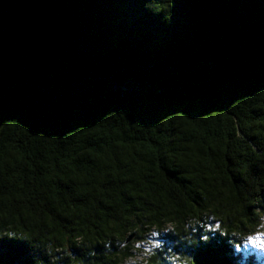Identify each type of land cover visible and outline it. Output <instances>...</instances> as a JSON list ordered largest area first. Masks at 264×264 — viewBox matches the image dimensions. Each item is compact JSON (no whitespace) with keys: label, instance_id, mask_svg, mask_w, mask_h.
I'll list each match as a JSON object with an SVG mask.
<instances>
[{"label":"trees","instance_id":"16d2710c","mask_svg":"<svg viewBox=\"0 0 264 264\" xmlns=\"http://www.w3.org/2000/svg\"><path fill=\"white\" fill-rule=\"evenodd\" d=\"M146 3L0 0V264H33L8 235L27 231L26 218L73 223L37 193L45 178L58 201L69 189L49 165L98 174L104 149L116 165L104 166L96 222L82 221L97 237L89 264H126L151 231L162 248L147 264H170L167 244L184 249L190 217L207 237L188 249L197 264L255 262L240 240L264 218V0H173L172 18L170 0H158L170 24ZM128 149L123 164L117 150ZM117 185L130 186L119 202L108 192ZM86 207L87 195L72 205Z\"/></svg>","mask_w":264,"mask_h":264},{"label":"clouds","instance_id":"9594fccd","mask_svg":"<svg viewBox=\"0 0 264 264\" xmlns=\"http://www.w3.org/2000/svg\"><path fill=\"white\" fill-rule=\"evenodd\" d=\"M170 2L172 6V18L173 0H170ZM157 3L158 0H147L145 8L154 15H161V12L157 8ZM161 20L164 23H171V19H168L165 14L161 15ZM73 147L75 148L76 145H73ZM101 147L103 148V145H101ZM104 151L107 153L108 159L101 157V159L96 161L99 167L98 174L96 168L93 167H85L81 172H77L76 169L71 167V164L67 160L61 164L63 175L49 165L52 181L59 179L63 184L69 185L68 191L61 192L59 201L56 198V193L49 191L51 184L48 183L47 179L38 180L36 185L37 193L51 201L49 208L53 215L69 217L73 223L71 225H65L63 228L57 227L56 229H52L51 221L47 213H45L43 224H41L38 219L26 218V223L28 225L27 231L21 230L19 233H8L9 236H17V240L25 242L28 245L33 253V264H89L88 258L96 256L97 253L92 248V245L96 243L97 240L96 234L93 232L89 235V231L82 221L87 216L88 218H92L94 223L96 222L95 214L98 212L97 199H103V192L100 191L99 185L105 183L108 179L105 175L104 166L109 162H111L113 168L116 165V161L111 159V153L108 152V149H104ZM130 154L131 149H128L127 154L117 150V156L123 164H128V155ZM78 155H83V153L78 152ZM132 159H135V157H132ZM65 165L68 166L65 167ZM131 167L132 165H129V168ZM85 181L91 182L90 186H85ZM120 191L128 192L130 191V186L117 185L116 188L108 189V192L114 196L117 202H119ZM84 195H87V207L73 210V203ZM5 199L7 201V196ZM101 215L103 214L101 213ZM77 217H79V219H77ZM125 219L131 220L132 217H125ZM162 222L164 224V227L161 229L163 233L166 234L173 231L167 218H162ZM197 223H199V221L196 218L190 217L184 225L186 232L189 227H191L192 231L181 237L182 240L186 241L183 249L186 255L178 264H197L194 252H189L188 249L199 248L200 244L207 239V237L196 236V228L194 225ZM109 224L111 227H115L111 222H109ZM144 226L150 228L157 227L155 223L152 225L145 224ZM82 228L84 229L83 232L81 231ZM137 230L138 228L131 229V231ZM105 231H107V229H105ZM159 235H161V232H150V236L153 238ZM197 241H199V243ZM101 242L104 243L105 248H108V241L106 238H101ZM143 243L144 241L135 243L133 251L140 249ZM148 243L151 244V248H143L142 253L137 252L136 258H129L126 264H147L145 257L154 255L153 250L160 248L162 241L159 239H152L149 240ZM120 246L123 248L124 244ZM71 248L87 249V251L83 254V258H78V255L70 250Z\"/></svg>","mask_w":264,"mask_h":264},{"label":"rangeland","instance_id":"374dc122","mask_svg":"<svg viewBox=\"0 0 264 264\" xmlns=\"http://www.w3.org/2000/svg\"><path fill=\"white\" fill-rule=\"evenodd\" d=\"M206 227L214 229L216 225L212 221L211 222L208 221V223L206 224ZM152 239H159V236L152 238ZM240 241L242 244L241 245L242 249L240 252L243 255V259L249 260L251 258H254L255 262L253 264H264V218L260 219V226L258 229H256L252 233H248V235H246L245 237H242ZM149 245L150 246H148L147 243H143L142 244L143 247L141 246V250L143 251V248H151L150 243ZM167 246H168V252H169L167 254V258H168L169 263L178 264V262L182 260V258L186 255V253L182 252L183 250L179 251V249L172 248L170 244H167ZM135 258L136 257H134V259Z\"/></svg>","mask_w":264,"mask_h":264},{"label":"water","instance_id":"95a60500","mask_svg":"<svg viewBox=\"0 0 264 264\" xmlns=\"http://www.w3.org/2000/svg\"><path fill=\"white\" fill-rule=\"evenodd\" d=\"M132 239H133V236H131V237L127 240V242H128V243L131 242Z\"/></svg>","mask_w":264,"mask_h":264},{"label":"bare ground","instance_id":"6f19581e","mask_svg":"<svg viewBox=\"0 0 264 264\" xmlns=\"http://www.w3.org/2000/svg\"><path fill=\"white\" fill-rule=\"evenodd\" d=\"M132 242V241H131Z\"/></svg>","mask_w":264,"mask_h":264}]
</instances>
